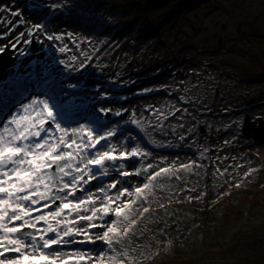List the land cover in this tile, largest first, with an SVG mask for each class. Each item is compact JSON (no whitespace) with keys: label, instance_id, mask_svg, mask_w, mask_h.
<instances>
[{"label":"rangeland","instance_id":"374dc122","mask_svg":"<svg viewBox=\"0 0 264 264\" xmlns=\"http://www.w3.org/2000/svg\"><path fill=\"white\" fill-rule=\"evenodd\" d=\"M56 2L0 0V6L24 13L29 27L40 22L47 25L49 32L72 34L71 38L66 35L59 42L47 41L41 36L35 50L31 49V44L21 43L14 49L17 57L14 64L0 73V85L5 86L3 90L15 87L14 81L21 72L20 64L29 61L23 73H35L39 69V78L46 74L58 75L65 82L85 85L80 93L85 103L97 88L108 90L116 101L113 106L122 105L130 109L129 112H135L142 121L145 131L135 132L130 129L134 126L130 122L124 127L138 139L141 147L152 153L150 161L166 158L171 162L178 158L179 162L195 160L203 165L194 169L197 175L185 173L184 180L171 182L176 194L168 214L158 209L155 214L162 219L148 224L152 229L148 233L149 239L160 254L144 264H264V160L256 156L259 152L264 155V143L246 139L241 131H237L238 125L235 130L234 125L229 124L230 132L223 140H215L214 151L210 150L208 140L206 144L201 143L195 154L181 153L179 147L188 139L191 142L187 144L196 143L190 136L197 129V123L200 122V125L204 120L189 108L187 97L194 93L197 95L195 104L198 112L211 108V103L208 105L213 92L211 45L217 43L212 36L214 29L226 26L224 35L234 39L236 28L241 26V30H247L245 38L252 37L256 41L249 44L245 40L241 48L230 50L232 53L225 55L227 64L222 67L231 66L260 75L263 83L253 85L249 82L248 96L264 92V0H64L71 7L58 9L54 15L47 7H38L41 3ZM2 15L14 22L19 20V17H10L7 12ZM6 30L7 27L0 26V33ZM26 31L19 25L10 36L0 38V46L15 42V37ZM255 34L258 39H255ZM211 39L216 40L211 43ZM65 44L72 51L59 52V47ZM78 49L91 53L94 60L83 72H69L58 61L79 54ZM93 49L99 51L93 52ZM21 50L27 55H20ZM33 52L40 56L37 62L31 54ZM242 53L244 59L241 58ZM51 65H55L54 71ZM36 81L35 77L30 80L32 87L24 93L25 96L35 90ZM197 82L199 89L185 90V87L191 88ZM114 87H119V91L114 92ZM146 88L154 90L143 92ZM132 90L135 93L139 91L140 97L128 103L120 100L126 93H133ZM173 106L186 107L188 111L184 114L177 112L162 121L167 136L162 135L159 129L154 131L149 125V121L155 122L151 114L154 109H164L167 113L174 110ZM242 108L247 109V102ZM260 109L264 110V98L256 110ZM75 119L82 121V116ZM185 121L190 122V132L183 129ZM181 124L183 127H180ZM239 125L242 126L241 123ZM179 132L185 140H179ZM162 141L166 146H160ZM225 141L231 143L225 145ZM223 150L228 153H217ZM217 157L221 159L217 160ZM217 167L221 171L227 167L228 174L218 177L215 174ZM252 168L257 171L240 188L229 186L240 182L245 171ZM131 180L134 184L138 183V178ZM224 180L229 183L225 184ZM181 187L194 191H179ZM226 191L230 195H224ZM201 193H207L202 200L187 201L188 196L196 197ZM162 195L166 200L169 193ZM218 197V202L214 203ZM144 242L147 243L146 240Z\"/></svg>","mask_w":264,"mask_h":264},{"label":"snow or ice","instance_id":"6c2138e0","mask_svg":"<svg viewBox=\"0 0 264 264\" xmlns=\"http://www.w3.org/2000/svg\"><path fill=\"white\" fill-rule=\"evenodd\" d=\"M38 7H47L54 15L71 6L57 0ZM5 12L10 17L21 16L19 11L0 6V26L7 27L0 38L26 23L4 17ZM66 35L71 38L72 34L49 32L45 23L38 22L20 32L15 42L0 46V53L9 46L17 49L21 43L41 42V36L59 42ZM58 50L72 51L66 44ZM78 53L58 63L69 72H83L94 56L79 49ZM20 55L27 53L21 50ZM35 76L34 72L24 73L7 92L0 85V264H144L155 259L160 250L149 239L152 229L148 224L162 219L155 214L158 209L168 214L176 194L171 182L184 180L185 173L197 175L194 169L203 165L195 160L179 162L178 158L150 161L152 153L124 127L130 122L143 131L142 121L122 105L113 106L116 101L108 90L97 88L85 103L80 94L85 85L46 74L25 96L32 87L28 81ZM199 87L197 82L185 90ZM196 102L195 93L187 97V103L194 106ZM173 108L167 113L154 109L155 122L149 121L154 131L159 129L167 136L162 121L188 111ZM76 116H82L83 122ZM178 138L185 140L184 135ZM160 146L166 145L162 141ZM256 171H245L240 182L229 186L240 188ZM215 174L222 178L228 168L221 171L217 167ZM133 177L138 183H132ZM185 190L194 191L179 189ZM165 192L169 193L166 200ZM206 195L188 196L187 201L202 200Z\"/></svg>","mask_w":264,"mask_h":264},{"label":"flooded vegetation","instance_id":"af4514ba","mask_svg":"<svg viewBox=\"0 0 264 264\" xmlns=\"http://www.w3.org/2000/svg\"><path fill=\"white\" fill-rule=\"evenodd\" d=\"M225 30L227 28L223 26L222 28L214 29L212 34L217 39V43L211 45L213 55L211 57V89L213 88V92H211V101L209 99L208 102V105L211 103V108L208 111L198 112L197 103L194 106L187 103L193 113L198 114L199 118L204 120L200 125V122L197 123V129L190 136L194 137L196 143L187 144V142H191V139L181 143V146L179 145L181 153L195 154L200 149L201 143L204 142L206 144L208 140L211 145L215 140H223V137L231 130L228 125H234L236 130L237 124L241 123L248 114L255 121L261 120L264 115L263 109L256 110L260 106V101L264 98V92L261 91L254 97L248 96L250 92L248 88L249 82L253 85L263 83L260 75L249 74L245 69H235L231 66L222 67L223 64H227L225 55L231 54L230 50L241 48V43H244L245 40L249 44H255L256 41L252 37L246 39L247 30H241V26L236 28L234 39H228L224 35ZM216 39H211V43H214ZM255 39H258L256 34ZM231 40L232 42H230ZM241 58H245L243 53ZM233 101L235 102L234 105L232 104ZM202 102L204 103L205 100ZM245 102H247V109L242 110ZM185 115L190 116L189 113H185ZM189 128H192L190 127V122L185 121L183 129L189 130ZM237 131L240 132L241 129L238 128ZM178 134L180 135V132ZM154 149L157 150V148Z\"/></svg>","mask_w":264,"mask_h":264},{"label":"water","instance_id":"95a60500","mask_svg":"<svg viewBox=\"0 0 264 264\" xmlns=\"http://www.w3.org/2000/svg\"><path fill=\"white\" fill-rule=\"evenodd\" d=\"M12 62V50H8L3 54H0V70L6 68ZM243 131L247 136H252L254 139L264 143V120H261L258 125L256 121L250 119L247 116Z\"/></svg>","mask_w":264,"mask_h":264},{"label":"bare ground","instance_id":"6f19581e","mask_svg":"<svg viewBox=\"0 0 264 264\" xmlns=\"http://www.w3.org/2000/svg\"><path fill=\"white\" fill-rule=\"evenodd\" d=\"M26 27L28 28L29 27V24H28V22H27V25H26ZM32 54V56H33V58L35 59V61L37 62L39 59V57L40 56H38L37 54H35V52H33V53H31ZM179 58V57H178ZM178 58H176V59H178ZM182 60V59H181ZM180 60V61H181ZM28 63H30V61L29 62H27V63H25L24 64V68H28L27 66H28ZM138 97H140V95L138 96ZM136 99V98H135ZM134 100V99H133ZM132 101V100H131ZM136 110H138L137 108H136ZM144 131H145V129H143ZM244 137L246 138V139H248V138H252L253 139V137L252 136H247V135H244ZM215 142V141H214ZM214 142L210 145V150H216V149H212L213 147H215V145H214ZM216 143V142H215ZM217 145V144H216ZM217 153H228L226 150H223V151H218ZM221 157H223V156H221Z\"/></svg>","mask_w":264,"mask_h":264}]
</instances>
